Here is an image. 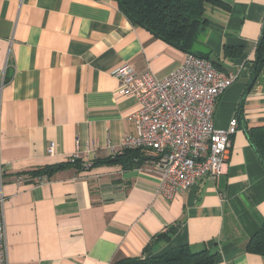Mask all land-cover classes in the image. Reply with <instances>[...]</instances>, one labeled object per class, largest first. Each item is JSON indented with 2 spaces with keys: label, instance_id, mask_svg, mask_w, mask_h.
<instances>
[{
  "label": "crops",
  "instance_id": "crops-1",
  "mask_svg": "<svg viewBox=\"0 0 264 264\" xmlns=\"http://www.w3.org/2000/svg\"><path fill=\"white\" fill-rule=\"evenodd\" d=\"M222 1L229 9L208 11L197 51L238 75L213 115L216 128L236 118L238 130L223 175L202 178L166 201L148 151L142 150L150 159L131 168L102 162L123 151L137 107L112 72L127 64L163 78L185 53L131 25L112 0H0L7 264H111L182 245L216 250L213 264H264L263 256L246 252L264 223V168L244 132L264 126V67L251 82L264 0ZM228 49L241 55L229 57ZM77 149L89 169L35 175L66 163ZM173 226L169 241L151 243Z\"/></svg>",
  "mask_w": 264,
  "mask_h": 264
},
{
  "label": "built area",
  "instance_id": "built-area-1",
  "mask_svg": "<svg viewBox=\"0 0 264 264\" xmlns=\"http://www.w3.org/2000/svg\"><path fill=\"white\" fill-rule=\"evenodd\" d=\"M112 75L122 94L137 104L129 116L134 131L124 136L120 146L148 151L161 198L170 201L177 190H188L202 178L226 172L231 139L239 125L232 118L226 129H218L213 115L218 98L238 78L236 73L219 71L210 60L188 53L163 78L149 71L137 73L127 64ZM53 152L51 144L47 153ZM69 160H78L83 169L90 167L78 149ZM4 172L0 163V264H7L1 196ZM18 181L23 182L22 178Z\"/></svg>",
  "mask_w": 264,
  "mask_h": 264
},
{
  "label": "trees",
  "instance_id": "trees-1",
  "mask_svg": "<svg viewBox=\"0 0 264 264\" xmlns=\"http://www.w3.org/2000/svg\"><path fill=\"white\" fill-rule=\"evenodd\" d=\"M112 1L116 2L118 9L125 15L131 25L143 28L154 38L185 54L190 53L207 60H209L207 55L197 51V46H202V38L207 29V13L210 9H229V5L222 0ZM237 50L228 49L226 55L229 57L241 55V51ZM211 63L215 69L222 71L214 61L211 60ZM253 66L251 82L254 81L264 67V21L254 51ZM244 132L264 168V126L248 130L244 129ZM149 159L142 152V149H125L120 154L109 156L102 162L120 163L123 164L124 168H131ZM69 166L83 169L78 160L74 162L68 160L66 163L56 166L38 169L35 175L38 177H50L53 173ZM176 228V226L169 227L165 231L156 234L153 236L151 243L169 241L174 235ZM246 252L264 257V223L248 241ZM217 253L216 250L211 251L206 248L194 251L188 245H182L169 249L160 255L143 254L140 257H126L113 261L111 264H213Z\"/></svg>",
  "mask_w": 264,
  "mask_h": 264
},
{
  "label": "rangeland",
  "instance_id": "rangeland-1",
  "mask_svg": "<svg viewBox=\"0 0 264 264\" xmlns=\"http://www.w3.org/2000/svg\"><path fill=\"white\" fill-rule=\"evenodd\" d=\"M197 46V45H196Z\"/></svg>",
  "mask_w": 264,
  "mask_h": 264
}]
</instances>
